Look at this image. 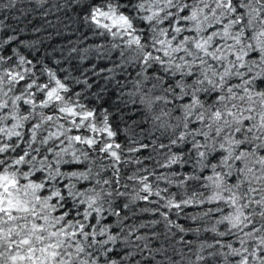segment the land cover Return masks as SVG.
I'll use <instances>...</instances> for the list:
<instances>
[{"label": "snow or ice", "instance_id": "6c2138e0", "mask_svg": "<svg viewBox=\"0 0 264 264\" xmlns=\"http://www.w3.org/2000/svg\"><path fill=\"white\" fill-rule=\"evenodd\" d=\"M0 264H264V0H0Z\"/></svg>", "mask_w": 264, "mask_h": 264}]
</instances>
